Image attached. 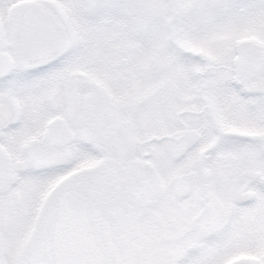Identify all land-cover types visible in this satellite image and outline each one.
<instances>
[{
  "label": "snow or ice",
  "instance_id": "1",
  "mask_svg": "<svg viewBox=\"0 0 264 264\" xmlns=\"http://www.w3.org/2000/svg\"><path fill=\"white\" fill-rule=\"evenodd\" d=\"M0 264H264V0H0Z\"/></svg>",
  "mask_w": 264,
  "mask_h": 264
}]
</instances>
